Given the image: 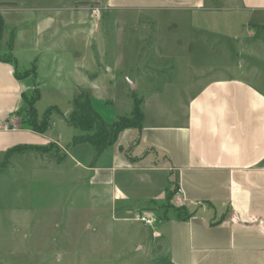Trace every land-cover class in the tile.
<instances>
[{"label":"rangeland","instance_id":"374dc122","mask_svg":"<svg viewBox=\"0 0 264 264\" xmlns=\"http://www.w3.org/2000/svg\"><path fill=\"white\" fill-rule=\"evenodd\" d=\"M222 3L184 12L113 10L106 0H0V58L12 56L7 62L20 74L35 64V77H25L39 89L37 112L56 109L40 137L61 146L0 153V264H170L147 240L152 224L130 219L106 188L89 184L86 150L68 143L80 130L60 113L85 92L108 127L130 115L132 95L145 100L148 116L180 115L209 73L222 64L239 73L238 64L254 61L253 46L243 45L252 39L246 15L230 8L236 2Z\"/></svg>","mask_w":264,"mask_h":264},{"label":"crops","instance_id":"0c3cea01","mask_svg":"<svg viewBox=\"0 0 264 264\" xmlns=\"http://www.w3.org/2000/svg\"><path fill=\"white\" fill-rule=\"evenodd\" d=\"M106 1L113 10L197 12L226 8L222 1L230 0ZM231 1L228 7L245 14L250 27L252 39L243 44L253 46L250 67L238 64L239 73L231 74L222 64L180 115L141 110L140 127L119 131L100 152L72 142L81 130L68 142L74 152L86 150L89 184L106 188L118 210L136 221L154 217L147 240L170 264H264V69L257 66L264 60V0ZM32 87L0 59V153L16 145L61 147L16 117L21 94Z\"/></svg>","mask_w":264,"mask_h":264},{"label":"trees","instance_id":"16d2710c","mask_svg":"<svg viewBox=\"0 0 264 264\" xmlns=\"http://www.w3.org/2000/svg\"><path fill=\"white\" fill-rule=\"evenodd\" d=\"M0 33H1V20H0ZM1 59V58H0ZM3 60V59H2ZM13 61V57L9 56L4 61ZM35 64L30 70L24 73L15 72L17 78L25 77L26 75H32L35 77ZM23 105L15 114L19 117L20 125L26 127L36 133H45L50 127V117L55 107H48L44 112L39 115L35 107L36 102L39 100L40 94L37 87H33V90L22 93ZM133 107L129 116H120L113 121L111 127H108L100 118L98 113L92 108L91 101L88 93L80 92L72 100V110L66 116L60 113L64 122L69 126L78 128L85 132L84 135L75 137L73 143L86 142L91 144L96 152L102 151L108 145H110L115 139L116 134L128 127H140L142 120L141 112V98H137L132 95ZM32 150H41L45 148V145H16L6 151L19 152L24 148Z\"/></svg>","mask_w":264,"mask_h":264},{"label":"built area","instance_id":"2783aa9c","mask_svg":"<svg viewBox=\"0 0 264 264\" xmlns=\"http://www.w3.org/2000/svg\"><path fill=\"white\" fill-rule=\"evenodd\" d=\"M137 219L143 222L144 224H152V222L154 221V219L142 215L138 216Z\"/></svg>","mask_w":264,"mask_h":264}]
</instances>
